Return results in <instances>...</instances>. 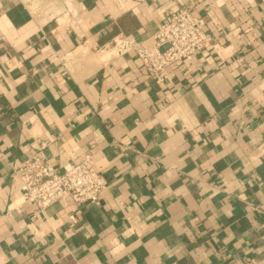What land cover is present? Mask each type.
Masks as SVG:
<instances>
[{"label":"crops","instance_id":"0c3cea01","mask_svg":"<svg viewBox=\"0 0 264 264\" xmlns=\"http://www.w3.org/2000/svg\"><path fill=\"white\" fill-rule=\"evenodd\" d=\"M183 8L212 43L152 76L119 36ZM39 140L97 203L23 199ZM0 264H264V0H0Z\"/></svg>","mask_w":264,"mask_h":264},{"label":"built area","instance_id":"2783aa9c","mask_svg":"<svg viewBox=\"0 0 264 264\" xmlns=\"http://www.w3.org/2000/svg\"><path fill=\"white\" fill-rule=\"evenodd\" d=\"M206 21L190 8H183L165 20L148 40L133 43L126 36L115 39L112 51L116 56L135 52L148 74L155 76L166 67L189 59L212 43ZM47 140H39L37 150L14 166V179L22 188L23 199L37 210H44L56 201L71 197L75 204L97 203L107 186L105 176L95 167L92 153L59 171L44 153Z\"/></svg>","mask_w":264,"mask_h":264}]
</instances>
